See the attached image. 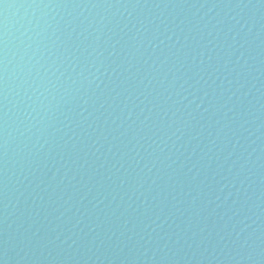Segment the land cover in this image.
<instances>
[{"label":"water","instance_id":"1","mask_svg":"<svg viewBox=\"0 0 264 264\" xmlns=\"http://www.w3.org/2000/svg\"><path fill=\"white\" fill-rule=\"evenodd\" d=\"M0 264H264V0H0Z\"/></svg>","mask_w":264,"mask_h":264}]
</instances>
